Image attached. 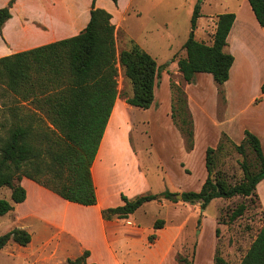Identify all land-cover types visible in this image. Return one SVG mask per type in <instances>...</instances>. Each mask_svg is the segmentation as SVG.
Here are the masks:
<instances>
[{
    "label": "trees",
    "instance_id": "obj_1",
    "mask_svg": "<svg viewBox=\"0 0 264 264\" xmlns=\"http://www.w3.org/2000/svg\"><path fill=\"white\" fill-rule=\"evenodd\" d=\"M15 1L0 9V30L11 19L10 9ZM248 3L259 25L264 27V0H248ZM200 9L197 3L191 19L192 33L184 45L186 56L177 61L178 69L188 84L194 82L197 74L212 75L222 95V86L229 80L234 64V56L225 48L236 16L234 13L218 16L213 42L209 45L196 40L193 34L201 16ZM111 20L110 13L93 5L90 21L79 35L0 58V99L8 102L4 103L5 110L0 115V189L11 191V200L0 199V217L26 200L27 192L21 185L24 178L63 200L83 206L96 205L92 166L116 100L121 96L119 68L132 85L127 103L142 110L150 109L154 103L156 81L161 77L162 67L133 40L118 53ZM170 89L171 118L185 139L186 149L191 152L195 133L188 96L183 87L173 81ZM228 142L229 138L223 134L216 149L207 148V179L199 192L182 193V200L200 203L205 210L215 199L240 196L258 203L262 210L257 194V186L264 179L261 142L250 131H245L240 145L232 142L242 156H246L248 147L257 162L255 170L246 160L241 163L244 179L236 184L229 183L225 173L217 171L216 167V155ZM176 194L167 190L133 200L122 196L124 204L103 210L102 216L106 221L126 219L148 202L163 199L177 202ZM244 209L241 207L235 212L232 220L240 217ZM164 225V220H157L155 231ZM156 240V234L149 237L150 244ZM10 241L27 247L32 236L24 229L7 232L0 236V251ZM89 257L90 251L86 250L67 264H89ZM194 257L195 254L193 257L179 254L177 262L194 264ZM219 263L223 261L216 254L215 264ZM240 264H264L263 210L257 235Z\"/></svg>",
    "mask_w": 264,
    "mask_h": 264
},
{
    "label": "crops",
    "instance_id": "obj_2",
    "mask_svg": "<svg viewBox=\"0 0 264 264\" xmlns=\"http://www.w3.org/2000/svg\"><path fill=\"white\" fill-rule=\"evenodd\" d=\"M10 1L0 0V9L7 7ZM199 2L200 0H183L179 10L175 0H118L117 3L113 0H16L10 9L11 19L0 30V58L79 35L87 27L94 5L111 14V22L115 26L118 53L125 48L128 41L133 40L162 67L161 77L156 81L154 103L150 109L144 110L155 114L160 109L159 105H163L165 101L168 102V108L170 107L172 72L176 76H182L178 71V63L171 62L170 59L180 49H184V45L192 33L191 19L194 8ZM205 2H201V16L197 20V27L193 32L195 39L200 42L212 44L219 15L234 13L236 16L225 48L227 53L234 56V64L230 70V78L222 86V90H226L227 102L232 109L233 101L230 90L236 80L250 79V75L256 74L255 85L261 94L249 98L239 110V114L247 115L248 122L242 131L244 134L245 131H250L256 135L264 152V93L262 92L264 85V27L259 25L250 5L247 7L245 0L238 1L236 6L238 10L227 5L224 12L220 14L204 11ZM243 9H246L245 15L242 13ZM202 19L204 20L201 21ZM203 34H205V39L202 37ZM184 52L185 57L186 51ZM170 64L172 65L169 66ZM164 65L167 66L163 67ZM210 76L212 77V75ZM197 77L199 78L198 83L200 80L202 82L209 81L207 75L197 74L195 78ZM177 83L179 84V82ZM196 87L190 90V94L185 91L189 95L191 110L194 103L192 91L194 92ZM161 95L163 97H160ZM120 97L116 100L92 166L97 196L96 205L83 206L63 200L34 181L24 178L21 185L27 192L26 200L0 218L6 217L13 223L10 231L16 228L27 230L32 236V242L28 247H21L10 241L0 253L8 251L9 255H15L17 250L20 251V255L23 252L25 255L32 253L31 246L35 237L38 236L36 233H43L49 225L51 231L52 228L60 227L62 231L69 234L68 238L75 242L80 249L79 256L86 250L90 251L89 264H165L168 258L172 259L173 264H177L174 259L176 251L173 246L176 235L167 233L163 228L155 231L154 224L160 218L149 226L143 225L137 219V212L140 209L148 208L150 204L161 208L167 207L166 200L148 202L126 219L106 221L102 216L103 210L123 205L122 196L133 200L138 196L151 194L152 185L148 174L145 170L140 169L136 149L127 136L134 123L128 113L136 107L129 105L127 98L123 101ZM258 99L261 100L257 101ZM118 102L123 114L119 128L126 133V146L122 147L123 151L114 144L106 145V137ZM193 115L195 116V114ZM168 117L170 118V116ZM178 151L185 152L180 140ZM131 159L133 163H131ZM181 159L183 160V158ZM161 163L165 165L164 162ZM131 167H136L133 174L130 172ZM205 176L206 173L197 192L201 190ZM1 190L0 192H2ZM176 190H182V193L189 192V189L186 190L181 186L175 187L171 192L174 193ZM257 194L264 212V179L257 186ZM0 199L11 200V191L7 193V196H0ZM215 228L216 226L214 227L215 245L212 249V264L216 253ZM203 229L204 227L201 234ZM157 233L158 242L150 244L149 237L153 234L157 235ZM11 244L13 247H9ZM46 260V258L38 256L34 260L28 261V264H38ZM67 262L68 260L65 264Z\"/></svg>",
    "mask_w": 264,
    "mask_h": 264
},
{
    "label": "rangeland",
    "instance_id": "obj_3",
    "mask_svg": "<svg viewBox=\"0 0 264 264\" xmlns=\"http://www.w3.org/2000/svg\"><path fill=\"white\" fill-rule=\"evenodd\" d=\"M175 1L178 3L177 6L180 10V4L183 0ZM202 1H206L203 6L204 11L220 14L224 12L227 5H230L232 9H236L239 0H200L201 8ZM245 1L247 7H249L248 1ZM242 13L245 15L246 9H243ZM202 37L205 39V34ZM128 47L129 41L124 49ZM184 51L183 48L180 49L170 61L177 62L180 58H184ZM199 75H207L209 81L202 82L200 80L198 83L199 78L197 77L193 84L187 86L183 76H176L173 72L171 75V81L176 84L179 82L189 94L190 90L195 89L198 85L196 90L192 91L194 103L192 104V110L190 108L191 112H194L192 115L195 114V116L193 115L195 133V149L193 152L186 149L183 135L171 120V89L169 108L168 102L165 101L163 105H159L160 109L155 114L138 108L128 113L135 124H132L127 136L136 149L140 169L145 170L148 174L152 185L151 194H160L167 190L171 192L177 186L197 192L205 173L204 181L207 178L205 151L208 147L216 149L223 138V134L227 135L230 142L225 143L224 148L216 155L217 171L225 173L229 183L236 184L244 179L241 168L243 161L246 160L251 163L252 170H255V164H257L255 154L247 147L246 156H242L234 149L232 142L238 145L242 143L244 140L242 129L248 122L247 115H240L239 110L249 98L261 94L255 85L257 81L256 74L250 75V79L240 78L236 80L230 90L233 101L232 109H230L227 102L226 90L222 95L219 94L218 86L209 74ZM118 84L120 98L125 101L127 97L132 95V85L125 78L124 70L121 68H119ZM188 100L189 106H191L189 95ZM4 103L8 104L7 99H0V115L5 110ZM32 108L31 110H33ZM122 118L123 114L118 102L106 137V145L114 144L121 151L124 150L122 147L126 146V133L119 128ZM132 120L131 122H133ZM47 123L51 127L49 122ZM179 140L182 142L185 152L180 153L178 151ZM112 161L115 163L113 158ZM130 161L133 163L132 159ZM160 162H164L165 165L160 164ZM135 170L136 167H131L130 172L133 174ZM165 171L166 173H164ZM1 191L0 196H7V193H10V190L6 188ZM174 193L181 194L182 190H176ZM166 206L170 208H161L150 204L148 208H142L137 212V219L145 226H149L159 218L167 221H165L163 230L176 235L173 245L176 251L174 255L176 262L179 254L193 257L196 252L195 264H212V249L215 245L214 227L216 226V253L213 264H215L216 254L223 261L219 264H240L257 235L262 217V210L259 208L258 203L252 202L250 198L240 196L231 199H215L205 210L201 208L200 203L190 204L178 200L177 202L166 200ZM241 207L245 208L243 214L232 220L233 214L239 211ZM12 224L8 218H0V236L9 232L13 227ZM49 228L48 225L43 233H36L38 236L35 237L31 246L34 252L32 251V253L26 255L23 252L20 255V251L17 250L15 255H9L8 251H3L0 253V264H28V261L34 260L38 256L47 259L38 264H65L67 260L79 257L80 249L75 242L68 238L69 234L67 232L62 231L60 227L57 229L52 228V231ZM158 239L157 233L155 242H158ZM9 247H13V244ZM165 264H173L172 259L168 258Z\"/></svg>",
    "mask_w": 264,
    "mask_h": 264
},
{
    "label": "water",
    "instance_id": "obj_4",
    "mask_svg": "<svg viewBox=\"0 0 264 264\" xmlns=\"http://www.w3.org/2000/svg\"><path fill=\"white\" fill-rule=\"evenodd\" d=\"M176 199H177L178 201H183V200H182V197H181L180 194H177V195H176Z\"/></svg>",
    "mask_w": 264,
    "mask_h": 264
}]
</instances>
